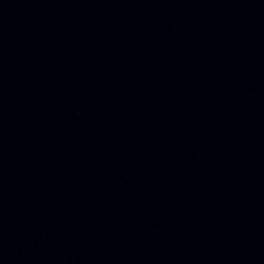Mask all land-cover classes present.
<instances>
[{
  "label": "water",
  "instance_id": "1",
  "mask_svg": "<svg viewBox=\"0 0 264 264\" xmlns=\"http://www.w3.org/2000/svg\"><path fill=\"white\" fill-rule=\"evenodd\" d=\"M0 264H264V0H0Z\"/></svg>",
  "mask_w": 264,
  "mask_h": 264
}]
</instances>
